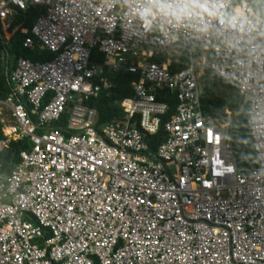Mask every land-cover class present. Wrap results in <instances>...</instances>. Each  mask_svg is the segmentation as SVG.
<instances>
[{"label": "built area", "instance_id": "1", "mask_svg": "<svg viewBox=\"0 0 264 264\" xmlns=\"http://www.w3.org/2000/svg\"><path fill=\"white\" fill-rule=\"evenodd\" d=\"M234 1L217 0L226 14L241 11L236 25L177 20L152 8L161 0H0L1 28L45 7L21 33L25 47L53 55L20 58L0 100V153L31 143L0 177V264H264V17ZM181 42L190 65L172 72ZM204 55L249 108L258 166L248 173L234 162L227 124L203 113ZM121 72L137 77L133 97L118 103L121 120L98 129L85 102ZM163 92L177 101L167 121Z\"/></svg>", "mask_w": 264, "mask_h": 264}, {"label": "trees", "instance_id": "2", "mask_svg": "<svg viewBox=\"0 0 264 264\" xmlns=\"http://www.w3.org/2000/svg\"><path fill=\"white\" fill-rule=\"evenodd\" d=\"M240 0H235L234 5ZM255 11L256 16L264 17V0H246ZM45 7L33 5L27 12H20L9 28L0 27V100H5L11 94L13 86L11 84V74L20 58L31 60L32 62H45L53 58V55L41 48L39 43H35L33 48L25 47L24 43L28 34L21 33V29L31 30L37 20L45 14ZM20 26L11 39L7 40L11 34ZM178 60L171 65L172 72H179L189 67V53L186 43L177 45ZM156 62H161L164 58H154ZM92 61L102 62L103 56L98 49L93 50ZM213 58L210 55L205 66V76L202 79L203 94L201 97L202 110L205 116L218 119L224 124H228V136L231 153L234 162L243 173H248L258 166V160L253 147L250 128L248 125V106L240 95L239 87L232 81H226L218 76L212 77L211 64ZM113 82L111 89H102L96 98H90L85 102L90 108H95L98 112V129L113 121L121 120L124 113L119 106V102L126 98L133 97L132 83L137 77L121 72L117 74L105 75ZM99 82V80H97ZM158 100L170 104V111L164 120H169L177 107L174 95L163 92L158 96ZM68 114L65 113L56 124L63 129L67 124ZM0 138H3L2 126L0 124ZM156 145H152L155 150ZM31 143L29 140L13 142L9 148L0 153V177H8L12 170L20 164V154L24 150H29Z\"/></svg>", "mask_w": 264, "mask_h": 264}, {"label": "clouds", "instance_id": "3", "mask_svg": "<svg viewBox=\"0 0 264 264\" xmlns=\"http://www.w3.org/2000/svg\"><path fill=\"white\" fill-rule=\"evenodd\" d=\"M152 8L177 20L206 14L218 18L220 23L230 25L240 23L242 16L241 11L238 9L229 14L224 13L222 5L217 0H161V2L153 4ZM152 8L144 9V14L151 15Z\"/></svg>", "mask_w": 264, "mask_h": 264}, {"label": "crops", "instance_id": "4", "mask_svg": "<svg viewBox=\"0 0 264 264\" xmlns=\"http://www.w3.org/2000/svg\"><path fill=\"white\" fill-rule=\"evenodd\" d=\"M15 33V31L12 33V36H13V34ZM12 36L10 37V39L12 38ZM7 40H9V39H7ZM188 47V46H187ZM176 50H177V46H175V47H173L172 49H171V51H170V53H171V55H173V57L175 58V59H170L171 60V62L173 63L174 61H177L178 60V56H177V52H176ZM192 51H193V59L195 58L197 61H200L201 60V57L203 56V53L201 52V51H198L197 49H195V48H193L192 49ZM188 53H189V48H188ZM204 56H206V55H204ZM209 56L210 55H208V56H206V59H207V62H208V59H209ZM157 58H159V57H157ZM160 58H164V60L163 61H161V62H166L167 60H169V58L170 57H168L167 55H165V56H163V57H160ZM189 60L191 61V59H190V53H189ZM172 63H171V65H172ZM206 66V65H205ZM205 76V75H204ZM106 77V76H105ZM108 80H109V78L108 77H106ZM204 78V77H203ZM110 81V80H109ZM98 83H100V82H98ZM113 83V82H112ZM103 89H105V88H103ZM106 90V89H105ZM95 109V108H94ZM96 110V109H95ZM97 111V110H96ZM98 113V112H97ZM97 122H98V120H97ZM1 124V123H0ZM1 126H2V124H1ZM104 126V125H103ZM227 126H228V124H227ZM3 127V126H2ZM227 131H228V128H227ZM2 133H3V131H2ZM3 138H4V133H3Z\"/></svg>", "mask_w": 264, "mask_h": 264}, {"label": "rangeland", "instance_id": "5", "mask_svg": "<svg viewBox=\"0 0 264 264\" xmlns=\"http://www.w3.org/2000/svg\"><path fill=\"white\" fill-rule=\"evenodd\" d=\"M241 1H242V0L239 1V4H240ZM11 36H12V34H11ZM11 36H10V37H11ZM10 37H9L8 39H10Z\"/></svg>", "mask_w": 264, "mask_h": 264}, {"label": "bare ground", "instance_id": "6", "mask_svg": "<svg viewBox=\"0 0 264 264\" xmlns=\"http://www.w3.org/2000/svg\"><path fill=\"white\" fill-rule=\"evenodd\" d=\"M6 28H9L10 26H5Z\"/></svg>", "mask_w": 264, "mask_h": 264}]
</instances>
